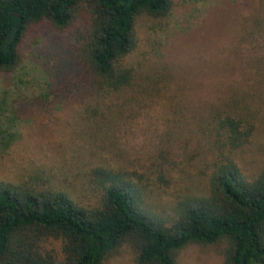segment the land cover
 Wrapping results in <instances>:
<instances>
[{
    "label": "rangeland",
    "instance_id": "obj_1",
    "mask_svg": "<svg viewBox=\"0 0 264 264\" xmlns=\"http://www.w3.org/2000/svg\"><path fill=\"white\" fill-rule=\"evenodd\" d=\"M263 6L264 0H174L167 16L140 14L125 62L141 74L163 73L166 80L155 79L162 94L105 115L94 111L99 95L82 87L76 64L84 14L65 29L33 23L18 65L0 69V130L15 136L9 148L8 138L0 144V180L65 190L92 207L104 193L95 169L120 166L143 175L135 179L153 189L158 213L173 214L178 196L199 192L212 171L213 108L236 88L256 84L254 95L264 93V36L248 34ZM263 148L264 121L240 155L247 172L264 166ZM48 246L60 249L55 240ZM224 246L191 243L179 250L178 264H225ZM103 264H138L135 247L124 243Z\"/></svg>",
    "mask_w": 264,
    "mask_h": 264
},
{
    "label": "trees",
    "instance_id": "obj_2",
    "mask_svg": "<svg viewBox=\"0 0 264 264\" xmlns=\"http://www.w3.org/2000/svg\"><path fill=\"white\" fill-rule=\"evenodd\" d=\"M173 5L174 0H0V69L18 65L20 44L33 23L46 20L65 29L84 14L86 30L75 57L82 87L99 95L94 111L135 110L160 96L159 83L166 80L163 73L141 74L125 62L136 46V19L142 13L167 16ZM250 26L248 34L264 36V6ZM253 86L234 89L210 112L212 171L199 192L178 196L173 214L158 213L153 189L135 179L143 175L120 166L95 169L104 193L92 207L65 190L0 180V264H103L126 242L135 247L138 264H178L185 246L221 242L225 264H264V166L249 173L240 162L264 121V93L255 96ZM0 138V144L8 138L5 149L15 141L6 130ZM52 240L59 250L49 248Z\"/></svg>",
    "mask_w": 264,
    "mask_h": 264
}]
</instances>
